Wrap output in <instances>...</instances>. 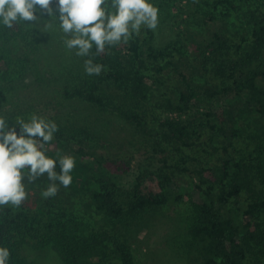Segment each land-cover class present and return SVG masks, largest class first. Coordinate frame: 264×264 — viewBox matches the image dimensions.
I'll return each instance as SVG.
<instances>
[{
	"label": "trees",
	"instance_id": "1",
	"mask_svg": "<svg viewBox=\"0 0 264 264\" xmlns=\"http://www.w3.org/2000/svg\"><path fill=\"white\" fill-rule=\"evenodd\" d=\"M172 1L184 4L188 14V50L172 41L150 48L144 58L147 30L127 43L106 46L99 56L94 46L92 58L104 71L89 76L83 63L78 82L67 79L61 92L64 102L118 117L122 130L136 136L124 149L126 139L113 134L112 146L119 148L115 156L105 146L91 150L92 129L80 123L65 127L51 100L24 103L19 91L30 85L26 72L38 58L42 32L22 21L12 29L0 22V116L15 124L36 113L57 124L49 144L53 159L58 152L75 158L70 187L87 194L90 217H95L85 221L65 213L40 191L19 208L0 206V246L10 250L9 264H29L27 247H51L63 264H137L131 233L143 215L181 202L190 208L187 235L200 264H264V149L235 121L240 107L264 119V3L247 15L251 42L244 47L246 40L237 34L212 29L237 10L232 0ZM171 73L184 91L168 92L162 82ZM196 77L203 79L202 86L192 82ZM215 135L224 145L213 144ZM130 171L134 179L127 186L123 182Z\"/></svg>",
	"mask_w": 264,
	"mask_h": 264
},
{
	"label": "rangeland",
	"instance_id": "2",
	"mask_svg": "<svg viewBox=\"0 0 264 264\" xmlns=\"http://www.w3.org/2000/svg\"><path fill=\"white\" fill-rule=\"evenodd\" d=\"M111 0H108L110 3ZM159 9L158 19L159 25L155 31L142 28L141 31H150L142 40V56L147 58L150 48L161 49L170 44V42L180 41L186 49H189L188 33L192 29L184 25L188 14L185 12L182 3L172 0H150ZM236 11H231V16L224 22H218L213 25V30H220L224 28L239 38L245 39L244 47L250 44V26L248 24V13L254 8L262 5L264 0H232ZM47 15L42 17V21L38 28L42 32V46L38 52V58L31 65V69L26 72L25 81L30 84L25 89H21V99L24 103H36L39 100L46 102L51 100L53 105L60 112L59 121L65 127L71 129L72 125H87L92 129L93 140L89 141L88 147L91 150H100L99 147H104L105 150L112 156L118 155L119 148L112 146L115 141L112 139L113 134L116 139L125 138L124 149H129L128 142L135 139L128 133L124 123L116 116L110 115L106 112L97 111L96 108L78 102H64L61 98V92L66 85L67 79L72 82H78L79 78L76 76L78 68L82 69L84 58L75 55L74 50L69 51L62 39L63 33L55 27V19L53 18L52 27L44 30L43 25L48 23ZM176 21L182 26H177ZM57 28V29H56ZM151 35V37H150ZM198 37V36H197ZM198 39V38H197ZM188 52V51H187ZM76 76V77H75ZM166 82V83H165ZM198 86L203 85V79L196 77L192 80ZM168 87V92L177 93L184 91V87L176 74H168L164 77V82ZM33 84V85H32ZM161 90V91H160ZM158 91L162 95L163 87ZM155 94L153 100L159 95ZM59 96V98L57 97ZM58 98V99H57ZM228 100H232L229 96ZM59 101L63 104L62 107L56 106ZM11 100L7 102L6 108L11 106ZM58 119V116H57ZM236 125L241 131L246 133L251 138H258L264 149V119L260 118L252 109L240 107L236 113ZM120 129V130H116ZM115 131V132H113ZM215 146L224 145L222 137L215 135ZM128 145V148L127 146ZM48 151L46 155L53 158L51 146L46 145ZM105 155L107 152L104 151ZM264 155V150H263ZM225 158V156L223 155ZM134 171H130L126 175L123 183L127 186L134 179ZM47 176L41 180H37L34 184H27L31 190L29 195L34 194V191H40L47 187ZM188 184V180L182 184ZM41 194V193H40ZM43 199V198H42ZM49 199V200H48ZM46 199L47 202L52 203L54 207L63 209L65 213H76L83 220H93L95 217L92 213V208L89 209V197L84 191H77L70 186L65 189L61 187L59 194L55 197ZM82 214V215H80ZM190 215V208L188 203H170L159 209L147 211L142 220L139 222L135 230L131 233V241L134 244V258L137 264H200L198 258L194 255L189 236L187 235V224ZM88 223V222H87ZM26 260L29 264H63L51 247L30 248L23 250Z\"/></svg>",
	"mask_w": 264,
	"mask_h": 264
},
{
	"label": "clouds",
	"instance_id": "3",
	"mask_svg": "<svg viewBox=\"0 0 264 264\" xmlns=\"http://www.w3.org/2000/svg\"><path fill=\"white\" fill-rule=\"evenodd\" d=\"M158 14L159 9L150 0H0V22L9 29L21 21L26 27H37L47 15L48 23L43 25L47 30L52 27L53 17L58 19L65 47L78 57H88L84 59V70L89 76H99L105 68L94 62V46L99 56L106 52V46L127 43L134 35L139 36L142 28L155 31ZM57 131L54 121L36 113L27 122L17 118L15 124L0 116V206H22L29 195L26 185L41 180L45 174L43 199L57 196L61 187L67 189L72 184L70 173L75 168V158L59 152L58 160L46 155V145L54 140ZM10 258V250L0 246V264H9Z\"/></svg>",
	"mask_w": 264,
	"mask_h": 264
}]
</instances>
